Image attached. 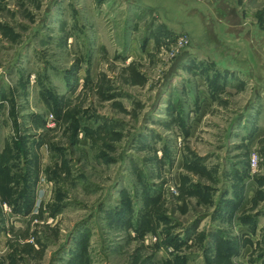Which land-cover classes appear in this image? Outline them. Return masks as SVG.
Instances as JSON below:
<instances>
[{
    "label": "rangeland",
    "instance_id": "rangeland-1",
    "mask_svg": "<svg viewBox=\"0 0 264 264\" xmlns=\"http://www.w3.org/2000/svg\"><path fill=\"white\" fill-rule=\"evenodd\" d=\"M135 2L0 0V264H264V0Z\"/></svg>",
    "mask_w": 264,
    "mask_h": 264
},
{
    "label": "built area",
    "instance_id": "built-area-1",
    "mask_svg": "<svg viewBox=\"0 0 264 264\" xmlns=\"http://www.w3.org/2000/svg\"><path fill=\"white\" fill-rule=\"evenodd\" d=\"M185 37H182L181 40H185ZM259 164V158L257 155H252L250 158V165L252 167V170H255L258 167Z\"/></svg>",
    "mask_w": 264,
    "mask_h": 264
},
{
    "label": "crops",
    "instance_id": "crops-1",
    "mask_svg": "<svg viewBox=\"0 0 264 264\" xmlns=\"http://www.w3.org/2000/svg\"><path fill=\"white\" fill-rule=\"evenodd\" d=\"M136 2L135 3H137L138 4V2H139V0L137 1V0H135Z\"/></svg>",
    "mask_w": 264,
    "mask_h": 264
}]
</instances>
